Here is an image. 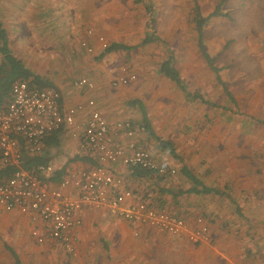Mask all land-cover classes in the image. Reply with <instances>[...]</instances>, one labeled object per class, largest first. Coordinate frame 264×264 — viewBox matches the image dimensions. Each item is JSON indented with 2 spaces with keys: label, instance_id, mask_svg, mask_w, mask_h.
Returning a JSON list of instances; mask_svg holds the SVG:
<instances>
[{
  "label": "crops",
  "instance_id": "0c3cea01",
  "mask_svg": "<svg viewBox=\"0 0 264 264\" xmlns=\"http://www.w3.org/2000/svg\"><path fill=\"white\" fill-rule=\"evenodd\" d=\"M135 4L138 5L135 0H0V24L7 33L12 53L42 78L49 76L44 72H47V64L54 62L53 55H68L70 59L78 60L74 63L76 71L81 72V77L92 80L96 87L89 90L74 86V89L63 93L59 89L65 108L87 105L90 100H95V109L104 115L112 127L124 120L133 122L136 127H144L143 132L136 131L131 139L123 135V144H133L137 149L153 151L159 164L177 171L171 179L159 182L152 178H137L123 164L108 165L113 173L124 179V188L138 193L149 203L166 204L168 209L183 216L191 225L195 224L197 217H204L210 223L213 233L216 228L213 217L217 211L210 205V201L227 198V193L215 183L216 177L202 174L204 168L200 167V161L195 153H191V149L175 145L172 128L180 110L177 104L182 101V95L167 93V89L159 86L170 84L166 85L170 89L176 86L189 104L205 105L208 100L203 96L191 97L187 85L183 91L161 73L155 80L142 78L143 68L135 64V61H132L134 63L129 68L136 74V81L126 86H112L113 77L118 72L112 62V55L138 48L120 41L123 33L135 25ZM89 31L94 32L92 36L88 35ZM100 36L105 38L108 48L122 45L128 49L106 53L98 41ZM83 40H88L94 46V54H88L81 47ZM143 43V46L148 45ZM171 54L162 62L171 59L173 67L180 73L175 54ZM54 81L51 80L55 86L61 85ZM183 82L185 84L184 79ZM91 110L87 107L79 114L78 121L87 118ZM167 127L168 130L164 132ZM50 137L45 140L41 155L48 159V165H53L56 172L63 170L65 176L68 172L89 169L97 164L94 157L78 154L80 139L72 136L71 128ZM54 137L58 143L49 144L48 140ZM162 141L172 143L175 156L160 145ZM182 167L189 168L205 186L218 189L221 194L191 193L193 185L180 172ZM218 173L219 170L214 175ZM80 216L83 224L75 231L77 255L72 256L65 252L60 243L50 238L39 243L32 237L34 228H39L45 234L42 223H33L28 215L17 210L8 211L0 207V264H16L12 250L21 264H38L43 261V264H175L179 261L182 263L184 257L181 254L184 252L210 245H193L183 236L165 234L93 209H84ZM71 257L75 259L71 260Z\"/></svg>",
  "mask_w": 264,
  "mask_h": 264
},
{
  "label": "rangeland",
  "instance_id": "374dc122",
  "mask_svg": "<svg viewBox=\"0 0 264 264\" xmlns=\"http://www.w3.org/2000/svg\"><path fill=\"white\" fill-rule=\"evenodd\" d=\"M196 3L203 17H211L202 43L212 65L200 48ZM134 7L135 25L120 41L138 48L112 55L118 69L113 79L124 68L134 73L129 65L135 61L142 78L155 80L161 62L175 54L191 97L208 100L189 104L176 86L160 84L167 93L182 95L172 128L175 145L191 149L202 174L216 177L227 193L210 201L217 211L212 243L184 252L182 263L175 264H264V0H144ZM147 37L154 41L143 46ZM53 56L44 78L58 81L62 93L87 78L76 71L77 59Z\"/></svg>",
  "mask_w": 264,
  "mask_h": 264
},
{
  "label": "built area",
  "instance_id": "2783aa9c",
  "mask_svg": "<svg viewBox=\"0 0 264 264\" xmlns=\"http://www.w3.org/2000/svg\"><path fill=\"white\" fill-rule=\"evenodd\" d=\"M88 35L92 36L93 32L89 31ZM98 41L103 50L108 49L104 37H98ZM81 47L88 54L96 52L88 40H83ZM136 79V74L124 68L112 80V86H126ZM74 86L89 90L96 87L88 78L75 81ZM87 107L92 109L90 114L78 121L79 114ZM95 107V100H90L87 105L65 108L62 94L56 88H41L27 82L13 86L9 104L0 108V170H15L7 181H0V207L17 210L28 215L33 223H42L45 234L34 228L32 237L39 243L50 238L72 256L77 255L75 231L83 224L80 213L84 209L183 236L193 245L211 243L210 223L204 217H197L191 225L183 216L166 207L151 205L139 194L124 188V179L108 165L123 164L160 175H175L176 171L159 164L152 151L123 144V135L131 139L136 131L143 132L144 127H136L129 120L112 127ZM67 128L72 129L74 138L80 139L78 154H88L97 160L94 167L68 172L59 182L52 180L56 172L53 165L32 170L22 168L26 156L41 155L45 140Z\"/></svg>",
  "mask_w": 264,
  "mask_h": 264
},
{
  "label": "trees",
  "instance_id": "16d2710c",
  "mask_svg": "<svg viewBox=\"0 0 264 264\" xmlns=\"http://www.w3.org/2000/svg\"><path fill=\"white\" fill-rule=\"evenodd\" d=\"M135 2L139 4V3L144 2V0H136ZM209 18L211 17L210 16L203 17V15L200 12L199 5L196 3L194 22L196 24V30L198 31L199 38H200V42H199L200 48L203 52L204 57L210 62V65H212L213 63L210 57L207 55L205 48L203 46V43H202L203 29L206 23L209 21ZM153 41L154 39L148 37L144 41L143 44H149V43H152ZM125 49H128V47H125L122 45H113L106 50V53H111L117 50H125ZM0 55L2 57V62L0 64V108H4L9 104L11 100L12 88L17 82H27L29 84H32L34 86H38L41 88H45V87L56 88L53 82L33 73L30 69L26 67V65L23 63L22 60L17 58L12 53L10 45H9L7 33L3 29L1 24H0ZM159 73L164 75L170 81L177 84V86L180 87V89H182L183 91L186 90L183 79L180 73L173 67L171 59H166L164 62L161 63L160 68H159ZM54 135L55 134H53L52 136ZM48 142L49 144L58 143V141L55 140V137L48 140ZM160 145L164 148H167L170 153L174 154V148L170 141H162L160 142ZM43 165H48V159L45 156L43 155H38V156H33V157L26 156L24 159L22 168L32 170V169H35ZM167 168L169 170L172 169L170 167H167ZM130 169L132 170L133 175L137 178H143V179L152 178V179H157V181L159 182H165L166 180L171 179L170 177L174 176V175H171L170 173H168L167 175H160L157 172L150 171V170H143L140 168H130ZM14 170L15 169L13 168H3L2 170H0V181L1 182L7 181V179L12 176ZM180 172L192 183L193 188L190 189L191 193L198 194V195L200 194H203V195L221 194L218 189H214V188L211 189L205 186L204 183L189 170V168L182 167ZM54 175L55 176L53 177L52 180L54 182H59L64 177V171L63 170L57 171L55 172ZM141 199L145 202H148L147 199L145 198H141ZM150 204L156 207H166V204H160V203L158 204L150 203ZM12 253L15 258L16 264H21L19 258L13 252V250H12Z\"/></svg>",
  "mask_w": 264,
  "mask_h": 264
}]
</instances>
